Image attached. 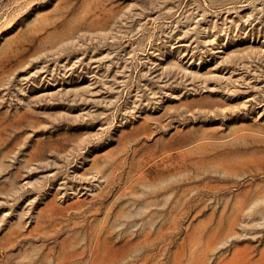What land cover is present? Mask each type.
<instances>
[{"label":"rangeland","instance_id":"rangeland-1","mask_svg":"<svg viewBox=\"0 0 264 264\" xmlns=\"http://www.w3.org/2000/svg\"><path fill=\"white\" fill-rule=\"evenodd\" d=\"M0 264H264V0H0Z\"/></svg>","mask_w":264,"mask_h":264}]
</instances>
